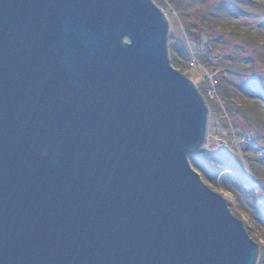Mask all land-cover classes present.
<instances>
[{
    "label": "water",
    "instance_id": "1",
    "mask_svg": "<svg viewBox=\"0 0 264 264\" xmlns=\"http://www.w3.org/2000/svg\"><path fill=\"white\" fill-rule=\"evenodd\" d=\"M169 33L153 0H0V264H258Z\"/></svg>",
    "mask_w": 264,
    "mask_h": 264
},
{
    "label": "rangeland",
    "instance_id": "2",
    "mask_svg": "<svg viewBox=\"0 0 264 264\" xmlns=\"http://www.w3.org/2000/svg\"><path fill=\"white\" fill-rule=\"evenodd\" d=\"M153 1L165 11L168 19L173 17L169 20L172 65L200 86L209 108L217 107L221 118L229 116L236 120L240 131L248 132V137L242 139H238L235 132L226 131L213 136L212 124L205 152L191 157L210 152L217 155L202 161L198 159L200 166L195 165L191 157L190 161L203 182L219 192L231 212L244 223L251 238L260 246L258 264H264V65L258 62L260 58L264 60V46L260 45L264 43V28L258 26L261 19L256 2ZM247 29L250 32L244 35ZM197 31L210 39L212 54H200L190 47L188 36ZM194 64H201L203 68L192 69ZM207 80L216 87L209 82L201 84ZM223 153H228L227 159L234 160L232 167H225L221 162Z\"/></svg>",
    "mask_w": 264,
    "mask_h": 264
},
{
    "label": "trees",
    "instance_id": "3",
    "mask_svg": "<svg viewBox=\"0 0 264 264\" xmlns=\"http://www.w3.org/2000/svg\"><path fill=\"white\" fill-rule=\"evenodd\" d=\"M254 2L255 3V6H256V11L259 14V17H260V21L258 23V26L260 27H263L264 28V0H255ZM168 14V13H167ZM171 18L173 17H170L169 20L171 21ZM172 32V31H171ZM248 32H250V30H244L243 31V34L246 35V34H249ZM188 43L190 45V47L192 48L193 51L195 52H199L200 54H212L213 53V50L211 49V45H210V39L208 38V36L206 37V35H204L202 32L200 31H197L195 33H191L189 36H188ZM261 46H264V43H261L260 44ZM171 57V56H170ZM260 66H263L264 65V60L263 59H259L258 60ZM199 68V67H198ZM256 68V67H255ZM217 71L219 73H221V71H219V69H217ZM207 79V78H206ZM206 82H209V80L207 81H204L202 82L201 84H206ZM209 84L212 85V87H216V85L212 84L209 82ZM198 86V85H197ZM198 90L200 91V86L197 87ZM224 92V91H223ZM220 100H223L225 102V99L223 97H219ZM223 108H225V103H223ZM229 109L231 110L230 106L228 105ZM213 109V108H212ZM211 110V126L213 124V126L211 127L212 131H214V134L213 136H218V133L220 134L221 132H228L229 134H231L232 132H235L238 139H242L243 136H247L246 134L248 132H244V131H240L239 127L237 126L236 124V120H232L229 116H226V117H220L219 114H218V111H217V107L214 108V110ZM232 111V110H231ZM233 113V112H232ZM228 115V114H227ZM219 116V117H218ZM214 120V121H212ZM238 130V131H237ZM212 136V137H213ZM248 137V136H247ZM216 154H213L212 152L206 154V155H202L201 157H191V160L192 162L195 164V165H198L200 166L201 164L199 163V160L201 158V161L206 159V158H209V157H214L216 156ZM222 155V161H221V158H218V160H220L225 167H232V163H234V160H230L229 158L227 159V155L226 153L224 154H221ZM225 157V158H224ZM193 158V159H192ZM204 158V159H203ZM235 164V163H234ZM240 167V166H239ZM207 173H209L207 171ZM210 173H212V171H210Z\"/></svg>",
    "mask_w": 264,
    "mask_h": 264
},
{
    "label": "built area",
    "instance_id": "4",
    "mask_svg": "<svg viewBox=\"0 0 264 264\" xmlns=\"http://www.w3.org/2000/svg\"><path fill=\"white\" fill-rule=\"evenodd\" d=\"M197 65H198V64H194V65H193V68H196V67H197Z\"/></svg>",
    "mask_w": 264,
    "mask_h": 264
},
{
    "label": "bare ground",
    "instance_id": "5",
    "mask_svg": "<svg viewBox=\"0 0 264 264\" xmlns=\"http://www.w3.org/2000/svg\"><path fill=\"white\" fill-rule=\"evenodd\" d=\"M210 125H211V122H210ZM206 148V147H205Z\"/></svg>",
    "mask_w": 264,
    "mask_h": 264
}]
</instances>
